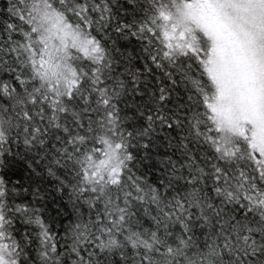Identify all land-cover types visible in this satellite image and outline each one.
<instances>
[{"label": "snow or ice", "instance_id": "snow-or-ice-1", "mask_svg": "<svg viewBox=\"0 0 264 264\" xmlns=\"http://www.w3.org/2000/svg\"><path fill=\"white\" fill-rule=\"evenodd\" d=\"M0 264H264V0H0Z\"/></svg>", "mask_w": 264, "mask_h": 264}]
</instances>
